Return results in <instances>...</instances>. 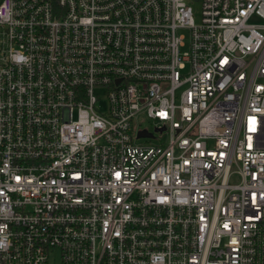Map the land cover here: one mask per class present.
Wrapping results in <instances>:
<instances>
[{
  "label": "built area",
  "instance_id": "2783aa9c",
  "mask_svg": "<svg viewBox=\"0 0 264 264\" xmlns=\"http://www.w3.org/2000/svg\"><path fill=\"white\" fill-rule=\"evenodd\" d=\"M193 1L0 0V264H264V0Z\"/></svg>",
  "mask_w": 264,
  "mask_h": 264
},
{
  "label": "rangeland",
  "instance_id": "374dc122",
  "mask_svg": "<svg viewBox=\"0 0 264 264\" xmlns=\"http://www.w3.org/2000/svg\"><path fill=\"white\" fill-rule=\"evenodd\" d=\"M192 6L194 9L195 19H196V21H198L200 18V10H201L200 2L198 0L193 1ZM100 97L103 98V104L101 107H102V109H105L106 108V100L104 98L103 93L100 94ZM138 124L142 128L149 129L151 132L154 131V125L151 122H149L148 119H141ZM155 137L156 138L152 139V141H151L153 144L158 143V140L160 139V135L156 134ZM164 139L167 140V138H165V136H164ZM56 263L58 264V258L57 257H56Z\"/></svg>",
  "mask_w": 264,
  "mask_h": 264
},
{
  "label": "water",
  "instance_id": "95a60500",
  "mask_svg": "<svg viewBox=\"0 0 264 264\" xmlns=\"http://www.w3.org/2000/svg\"><path fill=\"white\" fill-rule=\"evenodd\" d=\"M140 136H141V137H151L152 134L147 133V132L144 131V132H141V133H140Z\"/></svg>",
  "mask_w": 264,
  "mask_h": 264
}]
</instances>
